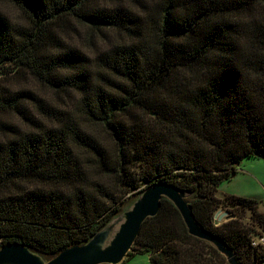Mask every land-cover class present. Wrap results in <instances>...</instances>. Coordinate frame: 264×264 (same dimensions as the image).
Instances as JSON below:
<instances>
[{"label":"trees","instance_id":"16d2710c","mask_svg":"<svg viewBox=\"0 0 264 264\" xmlns=\"http://www.w3.org/2000/svg\"><path fill=\"white\" fill-rule=\"evenodd\" d=\"M247 157L264 158V0H0V248L54 256L162 181L195 193L196 220L242 264L263 263L239 220L264 228L257 201L215 197ZM133 254L227 264L165 199Z\"/></svg>","mask_w":264,"mask_h":264},{"label":"water","instance_id":"95a60500","mask_svg":"<svg viewBox=\"0 0 264 264\" xmlns=\"http://www.w3.org/2000/svg\"><path fill=\"white\" fill-rule=\"evenodd\" d=\"M194 197V192L162 181L155 182L126 200L120 210L86 242L51 257L27 245L7 243L0 248V264H122L131 252L143 223L157 216L163 199L177 209L189 235L210 245L227 264H242L234 248L196 220L190 206ZM220 213L215 214V220ZM224 215L229 216L227 212Z\"/></svg>","mask_w":264,"mask_h":264},{"label":"rangeland","instance_id":"374dc122","mask_svg":"<svg viewBox=\"0 0 264 264\" xmlns=\"http://www.w3.org/2000/svg\"><path fill=\"white\" fill-rule=\"evenodd\" d=\"M4 10H9L6 5L1 6ZM12 12V11H11ZM13 16V15H12ZM73 43H76L81 48H85L86 44L82 40L76 38L73 39ZM103 42H97L98 47H101ZM87 45V44H86ZM90 52V49H86ZM98 137L101 139L102 143L110 148V137L106 135L103 131L97 129ZM95 175L94 172H92ZM227 196H237L249 199H254L258 203V210L264 213V158L261 157H247L245 158L237 167V172L230 179L222 182L215 192V197L221 202L225 200ZM221 211L216 220L213 217V223L215 226H221L228 221L227 215H224L227 211L222 207H219L215 214ZM214 214V216H215ZM228 214V212H227ZM223 216L221 219H219ZM240 222L249 226L253 233L251 237L260 233L264 228H262L258 223L251 220V212L249 210L241 211ZM245 262V259H244ZM122 264H153L149 256L133 254L127 257ZM246 264H248L246 262ZM253 264H264V262H255Z\"/></svg>","mask_w":264,"mask_h":264},{"label":"built area","instance_id":"2783aa9c","mask_svg":"<svg viewBox=\"0 0 264 264\" xmlns=\"http://www.w3.org/2000/svg\"><path fill=\"white\" fill-rule=\"evenodd\" d=\"M250 245L252 248L264 251V230L252 237Z\"/></svg>","mask_w":264,"mask_h":264},{"label":"crops","instance_id":"0c3cea01","mask_svg":"<svg viewBox=\"0 0 264 264\" xmlns=\"http://www.w3.org/2000/svg\"><path fill=\"white\" fill-rule=\"evenodd\" d=\"M148 256V255H147Z\"/></svg>","mask_w":264,"mask_h":264}]
</instances>
